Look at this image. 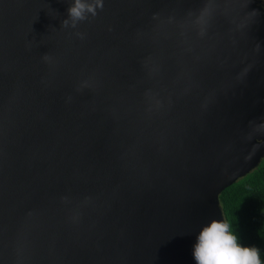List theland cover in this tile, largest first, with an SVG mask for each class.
I'll return each instance as SVG.
<instances>
[{
  "label": "water",
  "instance_id": "1",
  "mask_svg": "<svg viewBox=\"0 0 264 264\" xmlns=\"http://www.w3.org/2000/svg\"><path fill=\"white\" fill-rule=\"evenodd\" d=\"M0 0V264H195L264 156V0Z\"/></svg>",
  "mask_w": 264,
  "mask_h": 264
},
{
  "label": "clouds",
  "instance_id": "2",
  "mask_svg": "<svg viewBox=\"0 0 264 264\" xmlns=\"http://www.w3.org/2000/svg\"><path fill=\"white\" fill-rule=\"evenodd\" d=\"M103 7V0H69L68 16L61 26L75 28ZM192 255L195 264H264L259 247L241 243L236 229L225 219L213 218L201 226Z\"/></svg>",
  "mask_w": 264,
  "mask_h": 264
},
{
  "label": "trees",
  "instance_id": "3",
  "mask_svg": "<svg viewBox=\"0 0 264 264\" xmlns=\"http://www.w3.org/2000/svg\"><path fill=\"white\" fill-rule=\"evenodd\" d=\"M223 218L236 229L243 244L259 247L264 261V156L258 165L221 191Z\"/></svg>",
  "mask_w": 264,
  "mask_h": 264
}]
</instances>
